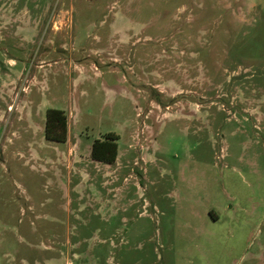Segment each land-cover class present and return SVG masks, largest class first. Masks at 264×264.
<instances>
[{"label":"rangeland","instance_id":"rangeland-1","mask_svg":"<svg viewBox=\"0 0 264 264\" xmlns=\"http://www.w3.org/2000/svg\"><path fill=\"white\" fill-rule=\"evenodd\" d=\"M0 264H264V0H0Z\"/></svg>","mask_w":264,"mask_h":264},{"label":"trees","instance_id":"trees-1","mask_svg":"<svg viewBox=\"0 0 264 264\" xmlns=\"http://www.w3.org/2000/svg\"><path fill=\"white\" fill-rule=\"evenodd\" d=\"M66 121L62 112L50 109L46 113V138L56 142L64 141ZM114 139L106 138L92 146L91 157L93 160L112 164L116 158V144Z\"/></svg>","mask_w":264,"mask_h":264}]
</instances>
